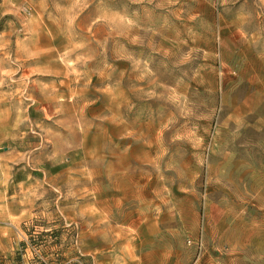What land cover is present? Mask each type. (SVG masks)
<instances>
[{
  "label": "rangeland",
  "instance_id": "1",
  "mask_svg": "<svg viewBox=\"0 0 264 264\" xmlns=\"http://www.w3.org/2000/svg\"><path fill=\"white\" fill-rule=\"evenodd\" d=\"M0 264H264V0H0Z\"/></svg>",
  "mask_w": 264,
  "mask_h": 264
}]
</instances>
